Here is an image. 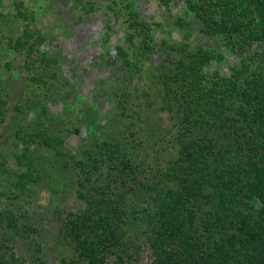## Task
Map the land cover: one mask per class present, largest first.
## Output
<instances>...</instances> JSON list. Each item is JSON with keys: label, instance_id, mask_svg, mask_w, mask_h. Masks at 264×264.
Instances as JSON below:
<instances>
[{"label": "trees", "instance_id": "16d2710c", "mask_svg": "<svg viewBox=\"0 0 264 264\" xmlns=\"http://www.w3.org/2000/svg\"><path fill=\"white\" fill-rule=\"evenodd\" d=\"M185 2L186 14L192 13L207 35L220 36L228 54L236 48L238 61L229 62L222 50L207 45L181 43L173 65H150L157 98L129 106L141 97L126 92L103 138H90L71 155L78 169L77 196L85 207L67 214L64 231L79 264H107L112 249L124 264L128 224L145 234L153 256L147 264H264V0ZM14 3L16 9L25 5L23 0ZM107 8L119 16L128 10L121 24L131 30L129 45L137 44L135 35L150 32L129 0H111ZM27 31L14 40V48H23L31 36ZM146 39L141 42L149 49ZM257 42L263 43L260 49L254 47ZM119 50L125 55L126 49ZM211 60L226 65L228 72L219 66L210 70ZM31 79L46 82L42 76ZM142 92L143 97L149 94ZM156 99L173 118L172 132L160 123L148 131L147 109ZM87 115L93 114L61 130L80 131ZM25 141L53 148L65 163L70 158L63 131L28 132ZM151 155L156 161L148 169ZM14 156L20 169L15 185L23 192L40 177L34 174L36 153L24 144ZM16 220L14 213L0 211V224L14 226ZM0 264L26 262L0 242ZM31 264L42 261L35 258Z\"/></svg>", "mask_w": 264, "mask_h": 264}, {"label": "rangeland", "instance_id": "374dc122", "mask_svg": "<svg viewBox=\"0 0 264 264\" xmlns=\"http://www.w3.org/2000/svg\"><path fill=\"white\" fill-rule=\"evenodd\" d=\"M23 1L25 5L19 4L16 9L14 0H0V165L8 159L3 167L6 171L0 167V211H10L17 217L14 226L2 221L0 242L11 246L26 264L35 258L42 264H79L78 252L64 231L67 214L85 207L77 196L78 169L71 155H76L79 145L90 138H103L106 124L126 92L141 97L130 100L129 106L138 102L146 105L145 99L157 98V88L150 85V65H173L180 56L177 47L181 43L222 50L229 62L238 61V56L236 48H230L232 53L228 54L220 36L207 35L198 19L190 12L186 14L185 0H129L131 11L150 27V32L135 35L136 45L127 41L131 32H126L128 23L121 24V19L129 18L128 10H122L123 16L115 15L107 8L111 0ZM25 29L31 36L23 48H14V40ZM143 37L149 49L141 42ZM262 45L257 42L254 47L260 49ZM120 46L126 49L125 55L120 53ZM209 65L210 70L219 66L228 72L226 65L215 60ZM32 76H42L46 82ZM142 89L148 90L146 97ZM159 101L156 99L154 107L147 109L151 117L148 131L155 130L159 123L164 130L173 127V118L168 110L160 108ZM87 112L93 115L80 123V131L61 130ZM38 130L53 134L63 131L64 148L70 156L67 161L71 162L65 163L53 148L38 141H25L28 132ZM24 144L36 153L38 171L34 174L40 177L30 180L21 192L15 185L20 169L14 154ZM155 161L151 155L148 169ZM132 227L126 226L124 264H147L152 260V250L145 234ZM118 253L112 249L107 264H119Z\"/></svg>", "mask_w": 264, "mask_h": 264}]
</instances>
